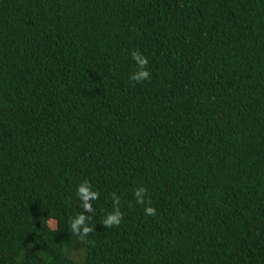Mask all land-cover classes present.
Segmentation results:
<instances>
[{
    "label": "trees",
    "instance_id": "trees-1",
    "mask_svg": "<svg viewBox=\"0 0 264 264\" xmlns=\"http://www.w3.org/2000/svg\"><path fill=\"white\" fill-rule=\"evenodd\" d=\"M0 264H264V0H0Z\"/></svg>",
    "mask_w": 264,
    "mask_h": 264
},
{
    "label": "clouds",
    "instance_id": "clouds-1",
    "mask_svg": "<svg viewBox=\"0 0 264 264\" xmlns=\"http://www.w3.org/2000/svg\"><path fill=\"white\" fill-rule=\"evenodd\" d=\"M131 57L133 61L138 65V71H136L131 76V80L137 83L150 80L151 73L147 70V65L149 63L148 58L139 51H133L131 53ZM77 195L82 203L84 213L92 212L93 211L92 202L99 199V192L94 191L88 182H84L78 186ZM145 196H146V189L144 188H139L135 192L136 201L141 205L145 203V199H144ZM113 202L116 205L120 204V199L118 196H115V194L113 195ZM145 212L149 216L156 215V209L153 207H146ZM84 213L74 217L73 222L70 225L72 233L80 236L81 239H83L93 230L87 225V220L89 219V217ZM122 219H123V214L119 211V208H117V210L114 213L108 215L107 218L104 219L103 225L107 228H112L113 226H119L121 224ZM49 227H54V222H50Z\"/></svg>",
    "mask_w": 264,
    "mask_h": 264
},
{
    "label": "rangeland",
    "instance_id": "rangeland-1",
    "mask_svg": "<svg viewBox=\"0 0 264 264\" xmlns=\"http://www.w3.org/2000/svg\"><path fill=\"white\" fill-rule=\"evenodd\" d=\"M55 224H56V223L54 222V227H52V228H55V226H56Z\"/></svg>",
    "mask_w": 264,
    "mask_h": 264
}]
</instances>
